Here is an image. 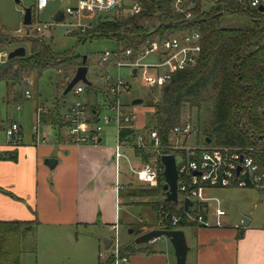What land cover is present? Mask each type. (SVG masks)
Masks as SVG:
<instances>
[{
    "label": "trees",
    "instance_id": "trees-1",
    "mask_svg": "<svg viewBox=\"0 0 264 264\" xmlns=\"http://www.w3.org/2000/svg\"><path fill=\"white\" fill-rule=\"evenodd\" d=\"M138 1L143 5L140 13L133 16L121 13L113 19L98 17L92 32L97 38L115 40L120 52L131 49L132 59L154 41L161 42L191 30L201 33L202 49L197 63L187 69L173 71L172 78L161 86V99L148 104L155 109L151 116L152 127L158 129L160 148L165 145L168 148L154 154L144 149H134L135 156L142 163L156 160L162 166V155L175 153L169 147V135L173 128L182 123L186 112L191 115L192 110L197 109L200 143H206L205 139L208 138L212 140V145L238 147L253 157L258 171L264 174V11L238 0H222L208 10L203 9L202 0H182L186 12L177 11L174 0ZM190 3H194L192 9L187 8ZM34 11L35 6H32V23ZM187 12L191 13L190 17H187ZM3 37L0 36V44ZM78 40H81L80 36ZM28 41L30 49L25 56L0 63V82L6 83L8 88L38 80L44 72L52 70L61 73L69 84L71 71L75 73L79 66L87 65V60L84 61L80 55L57 52L51 41L39 37ZM99 92L105 97L103 104L97 100ZM82 94L87 95V106L98 112H102L110 102L109 92L96 91L92 83L85 85ZM67 95H62L60 101L42 115L44 120L50 119L57 129L63 125L60 112ZM90 97H93L91 104L88 101ZM99 120L98 116L92 118L93 122ZM0 123H3L1 115ZM135 133V129L127 127L121 131L123 139ZM17 158L15 150L0 152V160L16 161ZM163 180L160 177L156 188L138 189L130 185L120 192L129 197L162 194L161 201L143 204L151 206L158 213L162 212V215L164 212L182 214L184 207L165 200ZM249 188L264 192L260 186ZM26 224L27 221L23 220H0V264H21L22 240L36 227L35 222L32 231L24 227ZM199 225L185 220L175 225L170 220L158 223L159 228L169 229ZM134 232L138 235L142 231L137 225ZM157 251L154 244H120L118 255L123 259L136 253L149 255ZM114 256L111 255L105 264L114 263Z\"/></svg>",
    "mask_w": 264,
    "mask_h": 264
},
{
    "label": "rangeland",
    "instance_id": "rangeland-1",
    "mask_svg": "<svg viewBox=\"0 0 264 264\" xmlns=\"http://www.w3.org/2000/svg\"><path fill=\"white\" fill-rule=\"evenodd\" d=\"M75 4L76 0H50L45 8L37 9L36 0H0V36H4L2 38L3 49L9 53L16 47L25 46L28 53L30 49L28 40L39 37L46 41H51L53 48L57 52H73L82 57L87 56L86 60L89 69L87 79L93 84L96 91L107 90L105 81L106 73L113 80L119 76L128 82L129 88L124 90L122 95L124 94L125 98L122 96L121 100L136 114L134 129L138 132L148 131L152 128L153 120L151 116L155 111L148 104L157 103L161 99V87L151 88L145 86L141 81V74L132 76L131 68L129 67L118 68L114 65L102 66L100 64L101 57L105 51L117 52V43L113 39L97 38L94 32H92L98 17H101V19H113L121 13L118 15L109 13L100 16L91 14V20L80 18L75 14L66 13L63 21L57 22L52 19L59 10L66 11L67 7L74 6ZM213 5L212 0H202L204 10L210 9ZM32 6H35L33 14L34 23L30 26H25L23 23L25 9ZM79 23H81L80 27L78 26ZM46 24L49 25L48 28H45ZM37 26L42 29V32L36 30ZM17 29H21V32L16 33L15 30ZM77 34L81 37V40H78ZM142 53H139L135 58L142 56ZM157 61L158 57L156 53H150L140 59V62L143 64ZM70 75L71 79L75 73L71 71ZM67 84L68 81L66 82L63 75L56 70L44 72L38 80H32L27 86L23 84L20 90H13L12 88L8 90L6 83L0 82V115L3 120V123H0V144L6 142V134L2 125L9 127L14 122L19 125L21 124L20 129L24 141L33 140L34 112L37 104L42 106L41 103H44L47 106L51 105V107H54V104L60 101V97L63 95ZM7 91H15L16 98H8ZM26 92L30 93V97L27 96ZM86 97V94L77 96L71 92L67 95L66 99L68 102L77 99L84 101ZM138 97L143 98L144 102L142 104L132 105L133 99ZM7 98L9 101H7ZM110 98L112 97L110 96ZM97 100L102 104L104 103L105 97L101 92L97 94ZM88 101L91 104L93 97L88 98ZM18 105L21 106L20 110L17 109ZM108 113V109L104 108L100 118V124L104 127L101 133L102 144L114 147L117 140V128L114 122L106 123L104 121V116ZM187 120L192 121L194 129L199 126L200 122L197 109H193L191 115H189V112L185 113L182 122ZM169 142V147L180 144L195 148L200 145L196 132H193L190 136H178L171 133L169 135ZM160 147L161 144L157 150H144L154 154L168 148L166 145L163 148ZM3 151L6 150L0 148V152ZM123 152L125 155L120 158L122 183H127L128 178L132 177L131 184L129 183V185L138 189H148L149 187L141 184L135 177L133 179L130 164L140 163V160L135 156L134 150L125 149ZM213 193L219 198L220 206L226 210L228 216L233 218L234 222L241 224V217L243 215H251L256 222L262 225L264 224V192L256 188H218ZM162 199V194L158 196L136 197H129L125 194L121 195L120 217L124 225L119 232V239L122 246L134 243L135 237L137 236L134 232L137 224H147L156 221L157 215L153 211V208L143 203L157 202ZM213 204L216 206L215 202ZM214 221L215 218L211 216L210 223ZM35 222V220L27 221L24 227L32 229L33 231ZM131 229H133L132 233H130ZM184 231L190 239L188 227ZM53 232L54 236L51 237L50 233L41 227L37 232L25 236L22 240L23 253L21 256V264H103L105 261L104 257H107L108 254L109 257L114 254L113 251L106 253L105 244L101 240L102 233L99 228L80 227L72 229L76 238L75 241H72L68 234L63 231L56 230ZM108 234L111 238L115 237V233ZM96 239L98 242H96ZM169 241L168 237L161 236L157 239V245L165 248V245L170 243ZM99 248L101 253H99ZM100 254H102V257H100ZM117 260L121 263L122 261H126V258L121 259L119 255H115L114 261L116 262Z\"/></svg>",
    "mask_w": 264,
    "mask_h": 264
},
{
    "label": "crops",
    "instance_id": "crops-1",
    "mask_svg": "<svg viewBox=\"0 0 264 264\" xmlns=\"http://www.w3.org/2000/svg\"><path fill=\"white\" fill-rule=\"evenodd\" d=\"M3 53L8 55L0 44V57ZM16 87L12 89L20 90L22 86ZM7 96L16 98V93L7 91ZM122 96L125 98L124 94ZM67 103V99H63L61 115ZM18 106L20 110L21 106ZM39 106L37 104L35 108L34 125L38 121ZM42 115L39 124L40 130L48 136L46 143L36 142L34 138L31 141L21 138L16 144L7 140L0 144V148L15 150L18 155L16 161L0 160V220H35L34 233L42 227L52 237L53 231L59 230L67 233L72 241L76 239L72 232L74 228H99L106 253H111L114 238L108 233H115L116 229L119 233L124 225L120 217V190L130 186L132 177L127 183H122L120 159L115 158V146L103 145L101 135L97 144L74 145L62 134L63 125L57 129L50 119L44 120ZM7 128L4 126L3 129L6 131ZM48 158L56 159L57 163L49 167L45 163ZM214 190L211 191L213 196ZM153 211L157 215L155 222L137 224L141 234L158 228V223L163 220L161 213ZM206 216L208 219L211 216L215 218L211 226L188 227L190 239L185 232L189 246L186 264H264V224H259L250 215L247 216L250 218L249 225L243 227L242 221L241 224L234 222L226 212L222 225L218 226L213 214ZM148 244H154L158 251L149 255L136 253L126 261L112 264H176L171 242L165 248L158 246L157 240ZM108 258L109 254L104 257L103 264Z\"/></svg>",
    "mask_w": 264,
    "mask_h": 264
},
{
    "label": "built area",
    "instance_id": "built-area-1",
    "mask_svg": "<svg viewBox=\"0 0 264 264\" xmlns=\"http://www.w3.org/2000/svg\"><path fill=\"white\" fill-rule=\"evenodd\" d=\"M50 0H36L37 9L45 8ZM218 3L222 0H212ZM248 4L251 8L259 9L264 6V0H238ZM177 11L186 12L182 6V0H174ZM191 5V3H190ZM190 5L187 7L190 8ZM143 9V5L138 0H76L74 6L67 7L66 13L78 15L80 18L91 20V14L103 15L114 13H127L136 15ZM191 13L187 12V17ZM81 26V23L78 24ZM49 25L46 24L45 28ZM86 27V26H85ZM36 30L42 32L37 26ZM16 33L21 29L15 30ZM202 37L198 30H191L170 36L167 39L154 41L144 50L142 56L132 59V50L127 49L123 52L105 51L101 57L102 66L114 65L116 67L131 68V75L141 74V81L148 87H161L166 81L172 78L173 71L183 70L192 67L197 63L202 49ZM150 53H156L157 62L141 63L140 59ZM7 54L3 53L0 63L5 62ZM113 62V64H111ZM74 77V76H73ZM105 81L107 90L112 98L106 105L109 113L104 116L106 123L114 122L117 128L115 158L119 160L124 156L125 149H157L161 142L157 128H150L146 132L136 131L135 135L122 138L123 128L134 129L136 114L130 110L128 105L123 103L121 95L124 90L129 88L128 82L119 76L113 78L106 73ZM85 84H76L72 93L80 95L84 92ZM30 97V93L26 92ZM20 108V106H18ZM50 111L48 106H40L37 109L38 121L34 125L33 138L36 142L46 143L48 136L40 130V120L42 114ZM102 116V112L90 109L86 101L74 100L67 103V107L62 113L63 135L74 145L85 143L97 144L104 127L99 122H92V117ZM16 122L12 123L5 131L8 143L16 144L20 141L21 129ZM193 132L199 133V126L194 129L191 120L182 122L173 128L172 134L190 136ZM175 151L176 164L178 169L177 193L178 207H184V212L176 214L164 212L163 220H170L175 225L181 220L187 222H197L201 225L211 226L210 219L206 214H213L216 217V225H222V218L226 211L220 206L219 200L212 195V190L218 188H264V174L258 171V165L252 156L245 153L242 149L232 146H217L207 143H200L195 148L177 144L172 147ZM163 164V163H162ZM131 173L143 185L156 188L159 185L160 177L165 183L164 165L160 166L156 160L146 163L130 164ZM122 188V187H118ZM164 197H166L164 195ZM190 200L191 205L186 208L185 201ZM213 202L216 203L214 206ZM113 253L117 256L119 251L120 239L116 229L115 237L112 240ZM119 261L117 260L116 263Z\"/></svg>",
    "mask_w": 264,
    "mask_h": 264
},
{
    "label": "water",
    "instance_id": "water-1",
    "mask_svg": "<svg viewBox=\"0 0 264 264\" xmlns=\"http://www.w3.org/2000/svg\"><path fill=\"white\" fill-rule=\"evenodd\" d=\"M194 7V3H191L190 9ZM259 10L261 12L264 11V6H260ZM64 11L59 10L54 16L53 20L60 22L64 20ZM23 23L25 26H30L32 24V7H28L25 9V14L23 18ZM27 53L25 46L16 47L14 50L8 53L7 59H12L15 57H23ZM87 56H84V61H86ZM88 73V66L81 65L76 70L74 77L70 80L69 84L67 85L65 91L63 92V96L67 95L71 92L73 87L78 84L79 82H83L85 84H90V81L87 79ZM29 83L25 81L24 85H28ZM20 84H17V89L20 88ZM144 102L143 98H135L132 101V105L142 104ZM206 143L210 144L212 140L205 139ZM161 161L164 165V177L165 183L163 185V190L165 191V200L167 202H174L177 203L178 201V193H177V180H178V169L176 164V158L174 154H163L161 157ZM45 163L49 167H53L54 164L57 163V160L54 158H48ZM54 163V164H53ZM191 205L190 200L185 201V207L188 208ZM242 226L247 227L250 223V218L247 216H242ZM133 232V229L130 231ZM161 236H166L169 238L170 242L172 243L177 262L176 264H186L187 260V253L189 250V246L186 239V234L184 229L177 228V229H169V228H153L147 232L139 234L135 237V244L142 245L149 242H153L160 238Z\"/></svg>",
    "mask_w": 264,
    "mask_h": 264
}]
</instances>
